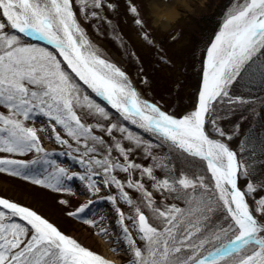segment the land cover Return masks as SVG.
<instances>
[{
    "label": "rangeland",
    "instance_id": "374dc122",
    "mask_svg": "<svg viewBox=\"0 0 264 264\" xmlns=\"http://www.w3.org/2000/svg\"><path fill=\"white\" fill-rule=\"evenodd\" d=\"M30 1L45 13L49 0ZM154 1L71 4L97 54L167 113L192 118L204 61L209 54L211 61L219 58L235 34L262 16L264 0H157L175 5L168 18L157 17ZM251 2L244 17L216 28L215 21ZM13 27L0 13V196L66 235L95 236L118 264L186 263L233 238L234 217L203 161L165 146L153 139L154 130L96 100L54 49L28 42ZM215 28L213 46L214 36L208 38ZM262 86L264 34L229 73L206 127L234 149L239 185L264 220V139L246 137L264 130ZM40 230L50 238L12 264H47L58 240L0 207V264ZM252 250L219 264H239Z\"/></svg>",
    "mask_w": 264,
    "mask_h": 264
},
{
    "label": "bare ground",
    "instance_id": "6f19581e",
    "mask_svg": "<svg viewBox=\"0 0 264 264\" xmlns=\"http://www.w3.org/2000/svg\"><path fill=\"white\" fill-rule=\"evenodd\" d=\"M181 1L184 4L185 0ZM32 7L33 9L24 0H0V13L3 17L9 21L14 20L17 27L26 34L48 43L83 83L90 86L118 114L151 128L205 163L214 183L224 195L229 212L240 227L238 226L239 234L232 241L214 249L206 258L194 264H219L251 247L254 250L239 264H264V226H257L254 223L256 220L236 202L228 169L222 157L215 151V146L201 133L195 119L170 115L145 98L126 73L97 54L79 27H72L74 13L69 8L68 0H49L45 5V13ZM153 7L158 18H168L176 14V7L171 2L156 0ZM212 83L211 77L204 79L207 88ZM0 203L8 206L5 200L0 199ZM9 208L23 217H33L14 206L9 205ZM59 236L62 243L58 242V252L50 264H99L97 262L101 263V260L107 264H118L106 251L102 241L95 236L88 233H84L81 239L75 234ZM48 238V233L39 231L37 241ZM67 246L78 247L81 251L71 250ZM91 253L94 255H90Z\"/></svg>",
    "mask_w": 264,
    "mask_h": 264
},
{
    "label": "water",
    "instance_id": "95a60500",
    "mask_svg": "<svg viewBox=\"0 0 264 264\" xmlns=\"http://www.w3.org/2000/svg\"><path fill=\"white\" fill-rule=\"evenodd\" d=\"M24 2L28 4V6H31V8L33 9L29 0H24ZM68 3L70 10H72L73 5L69 2V0ZM249 6L250 5L245 7V9L241 12V14L238 15V18L241 16L243 17L245 16V13L247 12ZM236 17L237 16H232L228 18L226 20V23L230 22L231 20H234L233 18ZM71 25L73 28L77 29V24L74 18H72ZM263 34H264V16L258 20L251 22L244 29L240 30V32L235 34L232 37L226 50L223 52L222 56L214 61L207 62V64L204 67V70L202 71V78L199 89L195 94V100H196L195 121L199 129L201 130V133L205 136L206 139L210 141L209 142L210 144L212 143L215 146V151L218 153V156L222 157L228 169L229 181L236 202L242 208L247 210L249 216L252 219L256 220L254 223L257 224V226L259 227H261V225L264 226V220H262L259 217V215L252 209L250 202L248 201L243 190L239 186L238 161L233 148L228 144V142L225 139L217 135L211 134L207 130L206 122L209 116L211 104L213 100L216 98V96L220 93L222 87L224 86L228 78L229 73L232 71L235 64L239 62V60L246 54V52L250 48H252V46L261 38ZM218 39H219V35L214 40L213 46L216 45ZM208 77H211L213 80V83L210 85L209 88H207L206 84H204V79H207ZM7 203L8 206L7 207L5 206L7 209L9 208V204L13 205L14 208L16 209L18 208L19 210H23L29 214H32L35 219L39 220L44 225L51 228V230H53L54 232L61 234L60 232L57 231V228L53 224L45 220L42 216L37 214L32 209L19 205L15 202L8 201ZM0 206H4V205L0 203ZM257 218H259V220ZM238 226L240 227V225ZM35 244L36 242L33 243V245ZM202 259H198L197 261Z\"/></svg>",
    "mask_w": 264,
    "mask_h": 264
},
{
    "label": "trees",
    "instance_id": "16d2710c",
    "mask_svg": "<svg viewBox=\"0 0 264 264\" xmlns=\"http://www.w3.org/2000/svg\"><path fill=\"white\" fill-rule=\"evenodd\" d=\"M224 18H222V19H219L218 20V22L217 21H215V26H216V28L217 27H219V25L221 24V22H222V20H223ZM213 24V25H214ZM216 28L215 29H213L212 30V32L210 33V35H209V38H208V40H211L212 39V37L214 36V33H215V30H216ZM11 31H14V30H11ZM14 33L15 34H17L15 31H14ZM203 59V58H202ZM201 59V60H202ZM199 86V85H198ZM198 86L196 85V88L194 89V93H195V91L197 90V88H198ZM251 88L252 89H254L255 90V88H254V86L253 85H251ZM263 89V91H264V86H262V88H260V90H262ZM256 93H258V92H256ZM194 105V104H193ZM192 105V106H193ZM262 121V120H261ZM260 121V122H261ZM125 123V122H124ZM264 130H257L254 134H250V133H248V134H246V137H251V138H255V139H264V136H263V134L264 133H262ZM150 133V132H149ZM152 135H153V139H158L160 142H163L164 143V145L165 146H168V147H170V148H175L171 143H169V142H167V141H165V140H163V139H161L159 136H157L156 134H153V133H151ZM155 137V138H154ZM247 139V138H246ZM261 145V144H260ZM264 146V144L262 145V147ZM177 151H179V152H181V153H183L180 149H178V148H175ZM183 154H185V153H183ZM186 155V154H185ZM258 155V154H257ZM187 156H190V155H187ZM190 157H193V156H190ZM195 158V157H194Z\"/></svg>",
    "mask_w": 264,
    "mask_h": 264
}]
</instances>
